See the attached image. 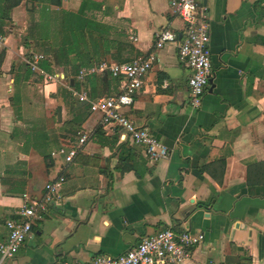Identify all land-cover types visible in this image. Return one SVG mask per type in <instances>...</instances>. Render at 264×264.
I'll return each instance as SVG.
<instances>
[{
	"label": "crops",
	"instance_id": "obj_1",
	"mask_svg": "<svg viewBox=\"0 0 264 264\" xmlns=\"http://www.w3.org/2000/svg\"><path fill=\"white\" fill-rule=\"evenodd\" d=\"M170 1L61 0L44 11L23 1L12 10L0 47V244L24 194L41 200L46 183L65 181L10 264H87L167 228L204 236L181 264H264V1L197 0L207 9L212 72L198 109L189 101L190 71L178 60L184 25ZM64 12L86 21L82 40L70 34L85 68L144 59L158 32L176 36L121 110L168 148V158L148 161L143 147L89 112L79 127L88 139L73 162L51 157L77 142L73 108L56 97V83L26 79L25 60L49 47L35 45L43 15L52 16L56 35ZM77 82L93 100L125 85L107 71Z\"/></svg>",
	"mask_w": 264,
	"mask_h": 264
},
{
	"label": "built area",
	"instance_id": "obj_2",
	"mask_svg": "<svg viewBox=\"0 0 264 264\" xmlns=\"http://www.w3.org/2000/svg\"><path fill=\"white\" fill-rule=\"evenodd\" d=\"M170 9L184 25L177 54L178 60L190 71L189 101L193 109H198L212 76L207 9L200 6L197 0H171ZM175 41L176 36L173 33L160 31L156 34L154 49L144 59L112 65L102 63L90 69L82 68L76 77L77 81H82L86 75L105 71L112 77H122L125 80L124 88L118 95L97 100H91L86 93L68 87L64 75L48 73L41 69L39 64L44 60L41 54H31L25 60V64L44 84L56 83L66 86L72 97L88 105L89 113L100 115L101 126L120 129L124 138L144 148L148 161L157 162L168 158V148L148 129L139 127L127 119L121 110L133 104L135 95L142 87L143 78L151 70L152 64L157 61L158 52ZM4 44L5 38L0 35V47ZM87 139L86 133L79 132L77 142L58 148L51 153V157L61 158L64 164L71 163L82 151ZM87 155L85 153V156ZM64 181L65 178L60 176L46 183L45 194L41 200H33L27 194L22 196L23 205L17 212L16 218L6 223L8 235L6 241L0 244V264L12 263L16 251L30 237L32 225L43 219L50 203L60 199V190ZM203 240L204 236L201 233L194 234L167 228L143 238L137 246L120 256L97 255L87 264H181L190 259L193 249Z\"/></svg>",
	"mask_w": 264,
	"mask_h": 264
},
{
	"label": "trees",
	"instance_id": "obj_3",
	"mask_svg": "<svg viewBox=\"0 0 264 264\" xmlns=\"http://www.w3.org/2000/svg\"><path fill=\"white\" fill-rule=\"evenodd\" d=\"M23 1L30 4V8L32 7V9H36L37 7L40 6V10L42 11H44L45 8H48L47 6L48 4H56V5L61 4V0H0V35L1 36H4L2 28H4L6 20L11 19L12 10L20 6V4ZM42 21H44V23H42L39 29V32H42V34L40 33L38 35L35 41V45L40 46V43L48 42L49 47L44 49V52L42 54L44 60L39 64L40 68L43 69L45 72L52 73L53 67H61L65 78L64 81L67 82L68 87L73 88L79 92L80 84L77 82L76 76L79 74L80 70L85 67H83L82 64L78 63V58L76 56L74 46L73 44H71L70 34L73 32H77L78 34L80 33V36H82L81 37L82 40V38L84 37V30L86 28V21L78 16H74L67 12H64L60 22L56 23L57 25V30L55 32L56 35H54V31H53L54 25H53L52 16L45 14L42 17ZM58 39H60L59 44L54 45ZM90 68L93 67L92 66L86 67L85 69H90ZM27 69L28 71L25 77L26 79L30 78V76L33 75V73H31L28 67ZM71 79L73 80L72 85L69 82ZM56 97L60 98L64 103H67L68 101L71 102L73 108L71 110L74 112V116H73V120L70 121V123H74L75 126L77 125L75 134H78L81 121L84 118L83 115L86 113L88 114L89 112L88 105L74 100L67 87L61 84H57ZM12 102L14 106H17V104L20 103L17 94L13 97ZM18 110L19 107H17V111Z\"/></svg>",
	"mask_w": 264,
	"mask_h": 264
},
{
	"label": "water",
	"instance_id": "obj_4",
	"mask_svg": "<svg viewBox=\"0 0 264 264\" xmlns=\"http://www.w3.org/2000/svg\"><path fill=\"white\" fill-rule=\"evenodd\" d=\"M70 84L72 85L73 84V80L71 79L70 81ZM211 84V80L209 81V85ZM55 204V202H52V203H50L49 205H48V207H50V206H53ZM198 208H200L199 206H198Z\"/></svg>",
	"mask_w": 264,
	"mask_h": 264
}]
</instances>
